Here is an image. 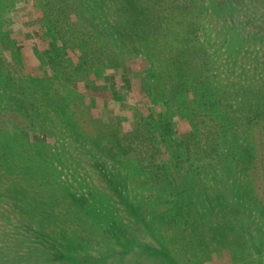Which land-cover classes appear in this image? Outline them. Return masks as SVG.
<instances>
[{
    "label": "rangeland",
    "instance_id": "1",
    "mask_svg": "<svg viewBox=\"0 0 264 264\" xmlns=\"http://www.w3.org/2000/svg\"><path fill=\"white\" fill-rule=\"evenodd\" d=\"M212 1L0 0V264H264V0Z\"/></svg>",
    "mask_w": 264,
    "mask_h": 264
},
{
    "label": "trees",
    "instance_id": "2",
    "mask_svg": "<svg viewBox=\"0 0 264 264\" xmlns=\"http://www.w3.org/2000/svg\"><path fill=\"white\" fill-rule=\"evenodd\" d=\"M216 1H218L217 3L219 5V8L214 7V4ZM212 2H213V8L215 9V11H212L210 9V12L217 15L220 18L221 22L223 24H225L227 27L230 28V20H232L234 22V24L236 26L235 28H239L240 25L242 26V24H244L242 17H239L237 15L236 9L242 8L240 6V3L238 0H213ZM187 8H190V7L187 6ZM191 8H193V6H191ZM206 11H207V9L205 10V12ZM235 11H236V13H235ZM195 22L196 21L190 22L188 24V26H186L185 31L183 33H185L186 35L188 34V36L182 35L181 38L173 36V38L181 39V44L179 47L183 46V49H184L186 44L188 46L193 45L194 42H192V41L195 40V36H194V33H195L194 23ZM244 29L247 30V28H244ZM255 34H257V33H254L252 30L248 31L247 35L245 36V41L248 38H254ZM163 35H164V32L162 31L161 36H163ZM165 36L167 37V33H165ZM244 56H246V58H247V55H244ZM260 91L264 95V89L261 88ZM222 92H223V90L221 91V93ZM253 93L256 94V91ZM208 95L214 97L218 101V97H216V93L214 91H212V88H210ZM214 98H213V102L211 103L212 106L214 104ZM249 100H251V101H249ZM249 100L246 98L245 103L249 104V106L253 105V108L251 110H248L249 116L250 115H253V116L249 117V120L247 122L250 123V126L251 125L260 126V128L258 129V132H260V131L264 132L263 131L264 130V117L263 118L261 117V115L264 114V101L261 100L259 97L256 98V96L252 97ZM258 118H262V119L259 120ZM224 126L226 127L225 129L227 130L228 135H230V143H232V144H230V147H233V144H234L235 140L237 139L236 137L240 136L241 133L243 132L242 130L239 129L238 126H240L241 128L242 127L244 128L247 126V124L245 121L239 120V119H237V117L230 115L227 123L222 124V128H224ZM213 146L216 147L215 145H213ZM187 150H188L187 152H189L188 154H191L190 149L188 148ZM252 155L253 154H251V156ZM237 157H239V156H237Z\"/></svg>",
    "mask_w": 264,
    "mask_h": 264
}]
</instances>
